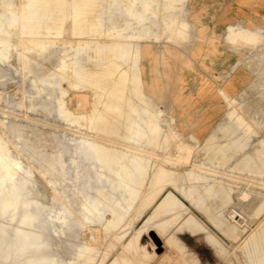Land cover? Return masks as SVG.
<instances>
[{
	"label": "rangeland",
	"instance_id": "1",
	"mask_svg": "<svg viewBox=\"0 0 264 264\" xmlns=\"http://www.w3.org/2000/svg\"><path fill=\"white\" fill-rule=\"evenodd\" d=\"M189 1L0 0V40L17 33L0 144L21 168L0 185V264H195L193 238L214 264H264V124L247 123L264 122V28H227L251 85L239 101L222 90L228 111L204 141L145 92L149 45L195 42Z\"/></svg>",
	"mask_w": 264,
	"mask_h": 264
},
{
	"label": "crops",
	"instance_id": "2",
	"mask_svg": "<svg viewBox=\"0 0 264 264\" xmlns=\"http://www.w3.org/2000/svg\"><path fill=\"white\" fill-rule=\"evenodd\" d=\"M187 9L198 30L192 47L185 51L151 43L142 59L143 80L151 100L204 141L228 111L222 90L239 101L251 85L240 48L231 50L225 41L226 30L230 25L264 28V0H190ZM253 121L247 123L255 133L253 125L264 122ZM235 153L242 152L235 151L232 158ZM241 160L255 163L256 156L245 154Z\"/></svg>",
	"mask_w": 264,
	"mask_h": 264
},
{
	"label": "bare ground",
	"instance_id": "3",
	"mask_svg": "<svg viewBox=\"0 0 264 264\" xmlns=\"http://www.w3.org/2000/svg\"><path fill=\"white\" fill-rule=\"evenodd\" d=\"M68 3V0H63L62 4H67ZM6 33H8L13 39L16 38L17 36V33L14 31V25H12L9 29L5 30ZM49 32L52 33V30L49 29ZM59 34V33H57ZM13 39L12 40H9L7 42V45H5V41L3 40H0V64L9 59V56H11V52L14 51L15 49V43L13 42ZM35 41H38V43H41V41L39 40H35ZM6 46L8 47L9 51L8 53H6L7 51V48ZM138 53V52H137ZM70 59H64L59 65H58V68L60 70H63V69H66L69 67L70 65V62L68 61ZM73 77V75L71 74V78ZM81 102H83L82 100L83 99H79ZM146 102V101H144ZM85 104V103H84ZM84 104H81L84 106ZM77 105H79L77 103ZM81 106V107H83ZM86 106V105H85ZM84 106V107H85ZM79 106V108H81ZM62 110V108H61ZM150 128L153 132L154 135L157 134V125L154 123V122H150ZM129 130H131V128H129ZM163 134V133H162ZM181 148V147H180ZM0 149H2V154L0 155V185L3 186V187H10L13 183H18L19 184V176H20V172H21V168L19 167V165L17 163H14L7 152L4 151V148L2 147V145L0 144ZM31 175L32 174H27V180L30 181L31 183H33L35 185V182L31 179ZM164 178L165 176L160 174L156 177V186L158 187V189H156L153 193H152V196L154 199H157L161 193L163 192V189L160 188L161 184L163 183L164 181ZM37 186V185H36ZM263 200V198H261ZM260 199V203L259 204H263V201ZM33 201V197L32 195L29 196V198L27 199L26 203L27 205H30L31 202ZM42 210L44 209L45 205L44 204H41L40 205ZM10 208H14V211L17 209V206L15 205H12V206H6V210L7 211L8 209ZM22 221L25 222V223H28V222H31V223H34L35 225H37L38 227H44L46 226V223L47 221L44 220L42 218V216L40 214H34L33 212H28L27 214H25L22 218ZM159 238V236H157ZM170 240H171V237H170ZM163 242V241H162ZM171 242V241H170ZM45 244V242L43 241L40 246L43 247ZM164 244V243H163ZM165 246V245H163ZM189 247V246H188ZM190 248V247H189ZM192 255V253H191ZM193 256V255H192ZM193 260L196 264V259L195 257L193 256Z\"/></svg>",
	"mask_w": 264,
	"mask_h": 264
},
{
	"label": "built area",
	"instance_id": "4",
	"mask_svg": "<svg viewBox=\"0 0 264 264\" xmlns=\"http://www.w3.org/2000/svg\"><path fill=\"white\" fill-rule=\"evenodd\" d=\"M199 240L196 238H193L191 241V244L189 245L192 255L196 259V264H214L212 258L206 257V248H201V251H196V248L198 247Z\"/></svg>",
	"mask_w": 264,
	"mask_h": 264
}]
</instances>
